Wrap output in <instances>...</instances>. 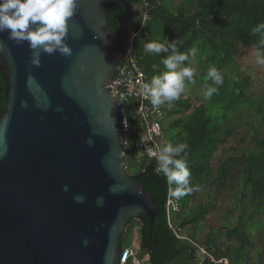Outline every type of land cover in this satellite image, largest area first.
<instances>
[{"label": "water", "instance_id": "95a60500", "mask_svg": "<svg viewBox=\"0 0 264 264\" xmlns=\"http://www.w3.org/2000/svg\"><path fill=\"white\" fill-rule=\"evenodd\" d=\"M111 2L77 0L72 54L42 52L39 66L27 41L0 33V264H119L129 219L159 212L126 165Z\"/></svg>", "mask_w": 264, "mask_h": 264}, {"label": "trees", "instance_id": "16d2710c", "mask_svg": "<svg viewBox=\"0 0 264 264\" xmlns=\"http://www.w3.org/2000/svg\"><path fill=\"white\" fill-rule=\"evenodd\" d=\"M145 4L149 14L143 20L138 12ZM106 11L110 27L118 33L112 50L123 52L134 35L132 58L144 70L147 82L166 71L162 62L166 53L157 55L144 50V45L151 41L167 44L178 40L182 53L195 49L196 55H190L189 61L196 82L210 83L206 76L212 65L224 75L218 94L205 103L188 112L192 101L181 94L179 99L161 105L164 115L159 118L165 144H188L186 161L192 173L191 183L208 188L212 202L199 207L191 205L196 191L178 200L171 197L169 190L175 186L167 183L163 173L156 172L153 162L141 156L142 169L133 176L156 197L159 212L153 223L145 213L140 219H129L128 227L134 222L139 225L141 240L135 257L127 264H140L138 259L144 264H246L250 249L256 252L251 232L260 230L264 224L259 219L264 214V97L257 101L251 96L249 78L243 82L236 79V56L241 45L256 44L258 36L251 35V30L264 22V0H182L177 4L175 0H112ZM194 61L202 67L201 77ZM6 103V82L0 66V121ZM249 106L255 108L259 117L254 146L227 157L215 169L212 161L219 147L236 133L234 118ZM130 119L133 126L138 121L137 113L130 114ZM120 129L122 132L121 123ZM229 181L238 186L234 209L240 210L234 225L235 213L229 211L227 236L237 244L222 249L217 231L213 230L204 243L209 254L200 262L197 233L185 236L183 228L204 221ZM124 240L123 237L122 250L130 247Z\"/></svg>", "mask_w": 264, "mask_h": 264}, {"label": "clouds", "instance_id": "9594fccd", "mask_svg": "<svg viewBox=\"0 0 264 264\" xmlns=\"http://www.w3.org/2000/svg\"><path fill=\"white\" fill-rule=\"evenodd\" d=\"M78 7L77 0H0V33L8 32V38L17 43L27 41L32 50L31 63L40 65L41 53L49 55L59 52L64 56L72 54L71 47L66 43L69 31V20L74 17ZM251 35L258 36L252 53L254 63L264 66V22L257 23L251 30ZM179 41L167 44L151 41L144 45L147 53L161 55L166 53L162 62L166 71L151 78L150 82L142 85L143 93L150 99L154 108L177 100L184 92L186 84H195V70L190 66L189 56H195L196 50L182 53L178 48ZM4 48L0 40V50ZM185 62H189L186 64ZM206 79L210 83L203 86L205 99H211L218 94L219 87L224 83V75L216 66H209ZM91 146L92 141H88ZM187 143H166L156 152H149L155 156L158 168L162 172L170 188L169 194L175 199L188 195L194 191H201L200 185H192V173L187 165ZM68 191V186H64ZM77 202H83L85 197L77 195ZM103 203V197L97 198V204Z\"/></svg>", "mask_w": 264, "mask_h": 264}, {"label": "rangeland", "instance_id": "374dc122", "mask_svg": "<svg viewBox=\"0 0 264 264\" xmlns=\"http://www.w3.org/2000/svg\"><path fill=\"white\" fill-rule=\"evenodd\" d=\"M182 0H175L176 4ZM254 51V45H241L239 54L236 56V62L238 68L235 71L236 79L240 82L245 81L249 78L250 85L248 89L250 94L257 101H261L264 97V66H258L254 63V57L252 55ZM194 66L198 72V76L202 75V67H200L195 61ZM203 83L202 81L193 84H186L185 90L182 93L184 97H190L192 101V111L196 106L205 103L206 99L203 95ZM131 116L135 113V101L132 100L127 103ZM234 124L236 125V133L232 135L228 142L222 144L217 154L214 156L212 165L215 169L218 168L219 164L229 156L237 155L241 152H246L248 147H253L255 144V129L259 126V117L256 116V110L253 106L246 107L241 115L234 118ZM263 129V126H260ZM141 152L138 147V139L135 134L130 133V143L127 149L126 165L128 171L134 175L141 171ZM208 188H201V191L197 192L191 201V205L199 207L201 204L208 205L212 202V196L207 195ZM238 190V186H233L231 181L228 182L226 188L222 190L220 196L217 198V204L215 207L209 210L206 218L199 225H188L187 228H183V235L190 236V232L197 233L196 243L200 246L199 257L200 262L207 256L208 249L204 245L208 241L213 230L217 231L216 238L219 242V246L222 249H226L231 245H236L237 242L234 239H230L227 236V220L226 217L229 211H234V220L232 225L236 223L237 216L239 215L240 208L234 209L235 196ZM260 220H264V214L261 213ZM251 235L256 241V252L250 249V259L246 264H264V224L261 229L256 232H251ZM124 242L130 246H140V231L137 222H134L133 226H129L125 235ZM140 264H144L138 259ZM227 263V261H226Z\"/></svg>", "mask_w": 264, "mask_h": 264}, {"label": "built area", "instance_id": "2783aa9c", "mask_svg": "<svg viewBox=\"0 0 264 264\" xmlns=\"http://www.w3.org/2000/svg\"><path fill=\"white\" fill-rule=\"evenodd\" d=\"M148 5L145 4L142 10L138 12L140 19L148 18ZM134 35L130 38L128 46L123 51L119 60V69L113 82V92L122 106V137L124 155H127V149L130 143V133L136 135L138 147L142 157H146L149 162H153L157 171L158 163L155 156L149 155V152H156L165 145L164 129L159 120L164 115L162 107L154 108L150 99L145 97L142 85L147 82L144 70L139 67L136 60L132 58ZM135 101V112L138 115V121L131 126L130 112L127 103ZM141 158V157H140ZM171 202V200H170ZM139 247H126L122 250L119 264H127L131 257H135Z\"/></svg>", "mask_w": 264, "mask_h": 264}]
</instances>
